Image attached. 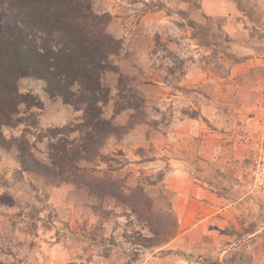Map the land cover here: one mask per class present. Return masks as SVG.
<instances>
[{
    "label": "rangeland",
    "instance_id": "374dc122",
    "mask_svg": "<svg viewBox=\"0 0 264 264\" xmlns=\"http://www.w3.org/2000/svg\"><path fill=\"white\" fill-rule=\"evenodd\" d=\"M95 8L113 15L116 62L144 97V120L116 117L122 134L107 138L96 165L124 191L143 188L176 235L144 247L137 239L150 231L128 202L34 177L0 149V264H264V0ZM7 27L0 11V31ZM20 88L43 100L40 128L79 122L81 111L51 97L43 80L23 78ZM104 114L113 116L112 102ZM37 130L28 137L44 157L49 138L35 140Z\"/></svg>",
    "mask_w": 264,
    "mask_h": 264
},
{
    "label": "trees",
    "instance_id": "16d2710c",
    "mask_svg": "<svg viewBox=\"0 0 264 264\" xmlns=\"http://www.w3.org/2000/svg\"><path fill=\"white\" fill-rule=\"evenodd\" d=\"M0 11L8 24L0 31V149L15 151L21 169L34 177L52 184L73 183L91 195L128 202L150 231L139 234L140 245L169 242L176 232L167 230L144 189L124 191L123 182L96 165L104 157L101 148L107 138L122 134L116 117L130 112L131 125L144 120L142 92L116 62L122 41L110 31L113 15L97 11L95 0H0ZM108 74L115 78L110 80ZM26 77L43 80L51 97L81 111L79 122L40 128L37 110L43 100L21 90ZM109 102L111 118L104 114ZM23 124L27 127L21 134H4L5 128ZM31 127L38 129L35 140L49 138L44 157L37 155L36 142L28 137Z\"/></svg>",
    "mask_w": 264,
    "mask_h": 264
},
{
    "label": "crops",
    "instance_id": "0c3cea01",
    "mask_svg": "<svg viewBox=\"0 0 264 264\" xmlns=\"http://www.w3.org/2000/svg\"><path fill=\"white\" fill-rule=\"evenodd\" d=\"M224 8V7H223ZM226 182H227V180H226ZM207 183V182H206ZM227 183H229V182H227ZM207 185V184H206ZM211 188H212V186H211ZM200 189H202V188H200ZM206 189V190H205ZM205 192L207 191L208 193H210V194H212L213 193V191H209L207 188H204L203 189ZM196 196H199V195H196ZM220 202V201H219Z\"/></svg>",
    "mask_w": 264,
    "mask_h": 264
}]
</instances>
